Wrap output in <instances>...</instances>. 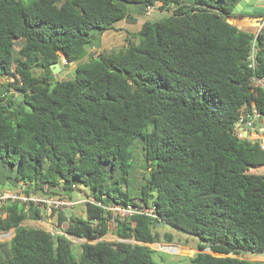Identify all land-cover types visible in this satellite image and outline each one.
<instances>
[{"label":"trees","instance_id":"obj_1","mask_svg":"<svg viewBox=\"0 0 264 264\" xmlns=\"http://www.w3.org/2000/svg\"><path fill=\"white\" fill-rule=\"evenodd\" d=\"M239 1L0 0V191L72 201L85 186L104 205L143 203L197 237L192 264H264L242 257L264 253V150L232 132L242 106L264 113V27L235 20L259 24L264 13H232ZM149 6L165 14L145 17ZM139 18L138 43L89 55L94 34ZM62 59L75 70L57 79L50 66ZM84 210L68 217L52 207L51 233L26 224L45 206L2 203L0 232L13 235L0 241V264H153L156 250L138 242L173 239L156 218L134 215L118 220L121 240H102L110 215ZM57 231L87 241L75 255Z\"/></svg>","mask_w":264,"mask_h":264},{"label":"rangeland","instance_id":"obj_2","mask_svg":"<svg viewBox=\"0 0 264 264\" xmlns=\"http://www.w3.org/2000/svg\"><path fill=\"white\" fill-rule=\"evenodd\" d=\"M164 14H165L164 11L155 8L150 14L146 15L145 17L156 19ZM143 20H144L143 18H139L136 24H128L125 21H121L117 24L118 31L108 30L102 34H94L91 37V46H93L94 48H91L90 52L97 53L99 51L98 48L108 49V48H112L113 46H115L116 48L121 47L126 43L127 38H129V40H132L134 43H138V39L132 38L131 33H134L139 28ZM260 23L259 24L257 23L258 26L256 27V29L253 28L255 32L259 29ZM122 29H125L128 32H125ZM60 65L62 66V69L60 71L54 72L53 70H51V74L54 78L61 79L64 78L67 74L69 76L73 75L75 70V64H71L68 65L66 68H63L64 59H62ZM64 69H66L65 72ZM0 82H2V78H0ZM134 157H135L134 175H135V180L138 181L142 176V174H144V161L142 156V150L140 146L137 144L134 146ZM2 192H9V191L1 190L0 193ZM87 195H90L89 188L78 185L77 188L70 193V197L72 200L71 202L80 201ZM36 196L39 197V195ZM63 199L68 200L66 198ZM84 208L85 205L82 203L73 204L71 206L68 205L61 206V209L66 213L68 217L71 215H76L85 218ZM51 212L52 210L51 211L46 210L45 217L42 220L28 221L26 222V224L35 227L44 228L50 231L51 233H54V231H56V223H55V218L52 219L50 216ZM114 231H115L114 225L113 223H110V231L102 239L108 241H117L119 238L115 235ZM158 233L160 235L167 233L169 235H172L173 239L170 243L155 242L148 245L149 247L156 250V252L153 253L152 256L153 264H192L187 256H192L195 252L199 251L197 247V245L199 244V239L197 237L186 234L182 231H178L166 224L159 227ZM12 235H13V229L7 231H1L0 241L9 240L12 237ZM83 241H86V239L79 240L76 243L73 242L72 250L75 255L79 253L77 249L78 243H81ZM131 242L137 243L134 240H131ZM204 251L212 253L209 249H205ZM214 255L222 256V254H217V253H214Z\"/></svg>","mask_w":264,"mask_h":264},{"label":"built area","instance_id":"obj_3","mask_svg":"<svg viewBox=\"0 0 264 264\" xmlns=\"http://www.w3.org/2000/svg\"><path fill=\"white\" fill-rule=\"evenodd\" d=\"M153 10L154 8L152 6H149L146 8L145 14L148 15ZM263 27H264V20L260 23L259 29L256 31V33H258V31ZM254 50H255V47L252 46V50L248 56V67L250 68H254L256 65L255 59H254ZM251 81H252V84L255 86L263 84V82L260 79L255 78V77H252ZM239 113L240 114L237 120L232 125L233 134L238 139L258 140L261 149L264 150V113L258 110L255 106H251V107L242 106L240 108ZM261 172L264 175V166L261 168ZM15 200H18L23 204H29L30 202H33L34 204H40L41 206H45L46 210H50V211L52 210V207L60 211H63L61 209V206L63 205L71 206L77 203H82L86 205L88 203H91L98 207L103 208L106 211L107 216L110 215L108 219L109 231H110V223H113L114 228H115L119 219L129 218L134 215H147V216L156 218L159 221V218L153 212V210L146 207V205H144L143 203H129L124 206L113 204V203L104 205L100 201H97L88 195L85 196L80 201L71 202L70 200H64L63 198H59V197H50V198L42 199L33 194L26 195L24 193L11 192V191L0 193V205L2 203L9 202V201H15ZM57 232L65 235L66 237H68L75 243L78 242L79 240H84L83 238H80V237L71 236L64 231H57ZM255 256H260L262 260H253L252 257H255ZM242 257L247 258V259L250 258L249 260H252V261H264V253L259 254V255L246 253V254H243Z\"/></svg>","mask_w":264,"mask_h":264},{"label":"water","instance_id":"obj_4","mask_svg":"<svg viewBox=\"0 0 264 264\" xmlns=\"http://www.w3.org/2000/svg\"><path fill=\"white\" fill-rule=\"evenodd\" d=\"M232 13H234V14L242 13V14H258V15H261L264 13V0H240L232 9ZM89 55L93 56L94 54L91 52ZM98 58L100 59V56ZM68 65H69V63L64 61L63 68H66ZM50 67H51V70H53L54 72L60 71L62 69V66L57 62L53 63ZM65 71H66V69H64V72ZM66 77H69V75L67 74ZM156 224L158 226H162L165 224V222L159 220ZM124 241L132 243L131 240H124ZM138 244L149 245L150 243L138 242ZM167 251H170V250H167Z\"/></svg>","mask_w":264,"mask_h":264},{"label":"crops","instance_id":"obj_5","mask_svg":"<svg viewBox=\"0 0 264 264\" xmlns=\"http://www.w3.org/2000/svg\"><path fill=\"white\" fill-rule=\"evenodd\" d=\"M235 22H236L237 25H239L241 27L249 28L250 30H254L258 26V24L254 20H252L250 18L236 19ZM92 48H94V47L92 46ZM98 49H99V51H101L104 48H98ZM252 258H253V260H262L260 256H255V257H252Z\"/></svg>","mask_w":264,"mask_h":264}]
</instances>
